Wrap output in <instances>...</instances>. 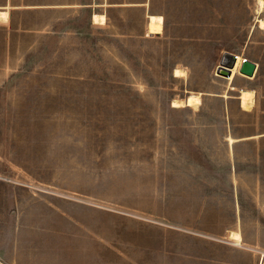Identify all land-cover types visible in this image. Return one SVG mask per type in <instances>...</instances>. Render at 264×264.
<instances>
[{
    "label": "rangeland",
    "instance_id": "1",
    "mask_svg": "<svg viewBox=\"0 0 264 264\" xmlns=\"http://www.w3.org/2000/svg\"><path fill=\"white\" fill-rule=\"evenodd\" d=\"M0 10V264H264L259 0ZM227 51L257 64L234 89Z\"/></svg>",
    "mask_w": 264,
    "mask_h": 264
},
{
    "label": "bare ground",
    "instance_id": "2",
    "mask_svg": "<svg viewBox=\"0 0 264 264\" xmlns=\"http://www.w3.org/2000/svg\"><path fill=\"white\" fill-rule=\"evenodd\" d=\"M259 3L261 4L262 8L264 7V0H259ZM8 18V11L7 10H0V19H6ZM95 20H99L100 22L105 20V16H100V17H95ZM150 24L152 26H160L162 25V17L161 16H150L149 20ZM261 26H264V21L260 20ZM151 35H159V34H151ZM243 61V58L238 56V60L236 63V66L231 69L229 76H226L227 79L229 80V88L234 89L232 85V81L236 75V73L239 71L240 65ZM184 73L183 70L181 69H176L175 70V76L182 75ZM238 98L241 100V106L245 109H248L252 106L254 102V91L251 89H243L240 91ZM201 102V97L199 94H192L186 99H175L173 101V107H183V106H198ZM195 108V107H194ZM256 138V136H249L246 138H234L232 136L227 138V142L229 143L230 147H233V144L239 140L242 139H252ZM230 238L232 240L237 241L238 243L242 241V235L240 231H232L230 233Z\"/></svg>",
    "mask_w": 264,
    "mask_h": 264
},
{
    "label": "water",
    "instance_id": "3",
    "mask_svg": "<svg viewBox=\"0 0 264 264\" xmlns=\"http://www.w3.org/2000/svg\"><path fill=\"white\" fill-rule=\"evenodd\" d=\"M238 55L232 52H224L220 61V65L217 68L219 75L229 76L231 69L236 66ZM257 64L249 59L244 58L239 71L240 73L252 77L255 74Z\"/></svg>",
    "mask_w": 264,
    "mask_h": 264
}]
</instances>
